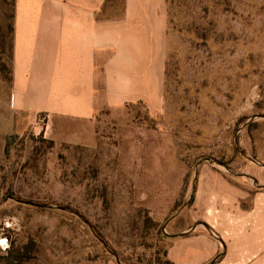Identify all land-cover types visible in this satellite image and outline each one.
Here are the masks:
<instances>
[{"label": "rangeland", "instance_id": "rangeland-1", "mask_svg": "<svg viewBox=\"0 0 264 264\" xmlns=\"http://www.w3.org/2000/svg\"><path fill=\"white\" fill-rule=\"evenodd\" d=\"M125 1L108 0L106 13ZM166 1L160 107L83 119L19 106L16 0H0V264H210L216 239L178 232L201 169L263 190L264 0Z\"/></svg>", "mask_w": 264, "mask_h": 264}, {"label": "crops", "instance_id": "crops-1", "mask_svg": "<svg viewBox=\"0 0 264 264\" xmlns=\"http://www.w3.org/2000/svg\"><path fill=\"white\" fill-rule=\"evenodd\" d=\"M107 7L108 0H16L13 81L22 109L91 119L111 105L160 107L167 1L126 0L116 15ZM246 181L202 168L190 218L178 227L182 236L202 231L216 239L214 264H264V172L263 190Z\"/></svg>", "mask_w": 264, "mask_h": 264}, {"label": "trees", "instance_id": "trees-1", "mask_svg": "<svg viewBox=\"0 0 264 264\" xmlns=\"http://www.w3.org/2000/svg\"><path fill=\"white\" fill-rule=\"evenodd\" d=\"M13 31H14V25H13ZM5 259H6V261L4 262L5 264H23V258L20 255L15 257L7 256ZM215 259L212 260L210 264H214Z\"/></svg>", "mask_w": 264, "mask_h": 264}]
</instances>
